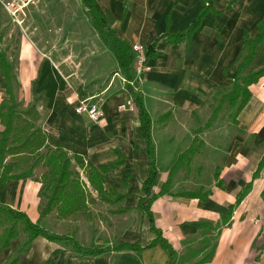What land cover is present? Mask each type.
Wrapping results in <instances>:
<instances>
[{"label":"crops","instance_id":"crops-1","mask_svg":"<svg viewBox=\"0 0 264 264\" xmlns=\"http://www.w3.org/2000/svg\"><path fill=\"white\" fill-rule=\"evenodd\" d=\"M96 1L118 36L130 44L139 42L146 47L165 30L186 29L204 4V0ZM208 2L216 12H208L203 17L191 42L159 40V52L148 58L152 69L145 73L138 91L152 117L151 132L158 165L153 192H158L170 175L171 192L154 199L151 209L156 227L177 251L173 264H178L182 258L183 264H195L206 256L211 234L216 236L212 244L214 254L203 264H255L256 248L264 250L263 242L255 244L262 237L264 203L252 202L264 188V168L218 236L217 230L198 225L208 222L215 227L221 222V215L253 179L264 153L256 150V145L264 141V135L252 137L264 127V76L250 85L252 96L239 113L237 124L217 118L210 127L205 126L209 111L205 101L217 86L231 82L244 32L251 37L257 34L258 22L264 16V0ZM6 18L7 12L0 0V35ZM105 44L108 56L115 63L114 73L101 76L107 65L96 55L91 60L92 74L81 79L80 92L73 91L77 80L75 72L71 77L66 76L60 62L51 56L45 63L38 59L37 63L35 58L27 56V65L22 66L17 75L20 84L39 96V102L35 103L39 113L36 122L48 133V144L53 147L59 144L70 154H78L96 166L124 159L105 174L104 186L108 192L112 189V201L100 198L90 186L92 198L91 202L88 200L87 210L60 216L55 208L40 221L49 230L73 236L84 246L106 250L98 255L84 254L76 251L69 240L37 236L29 250L19 257L18 264H169V255L160 244L140 251L113 249L123 242L145 246L156 233L150 228L148 216L138 207L139 198L144 195L142 181L150 171L145 140L139 135L137 112L122 106L128 99L135 98L117 59L107 42ZM98 46L101 57L105 51L102 44ZM22 49L24 58L27 55L24 45ZM32 54H36L34 49ZM2 81L0 74V102L8 97ZM81 98L99 102L104 111L101 122L75 112L74 106ZM3 128L0 119V129ZM193 144L195 150L191 151L190 159L187 157L173 170L179 157ZM41 187L42 181L36 172L28 178L9 179L0 186V202L26 212L37 221L42 203ZM185 192L196 194L189 196ZM120 195L122 198L117 200ZM148 201L149 197L144 203ZM260 210L263 213L257 226L253 217ZM15 240L0 253V264H5L11 256Z\"/></svg>","mask_w":264,"mask_h":264},{"label":"trees","instance_id":"trees-1","mask_svg":"<svg viewBox=\"0 0 264 264\" xmlns=\"http://www.w3.org/2000/svg\"><path fill=\"white\" fill-rule=\"evenodd\" d=\"M208 1L209 0H204V4L198 12L195 21L186 29L175 32L165 30L151 42L146 48L147 59L157 55L159 52L157 50V44L162 38H165L169 43H178L183 40H186L188 43L191 42L193 32L201 24L203 17L208 12H216ZM82 2L90 13L91 19L100 35L104 37L110 50L117 59L118 67L127 79L129 90L135 98L134 110L137 112L139 135L145 140L144 149L148 155L150 165L149 174L142 181V191L144 195L140 196L138 207L148 216L150 228L156 233V236L145 246H142L138 242H123L116 245L113 249L140 251L146 247H153L160 244L169 255V264H173L178 257L177 251L173 245L163 237L161 230L156 227L155 218L151 209V203L154 199L162 194L171 192L169 189L170 175L161 189L156 193L153 192V188L157 183L158 165L155 143L151 132L152 117L143 103L141 94L136 91L134 85L130 82L133 76L135 53L132 49V45L126 39L118 36L116 31L111 28L96 0H82ZM2 36L3 35H0V38H2ZM242 44V50L236 58L234 72L230 79L231 87L226 89L219 99L217 107H215L205 125L207 128L218 118L225 103H227L231 109L230 117L233 123L237 124L239 121V113L252 96L250 85L256 83L264 76V16L258 22V32L254 37H251L247 31L244 32ZM0 66L3 75L1 85L8 94V97L0 102V119L4 125V128L0 129V186L9 179L34 176L36 168L41 163L48 167L47 172L42 174L41 195L45 199V202L41 206L40 217L37 221H33L26 212L0 202V253L10 247L21 232L25 234V238L19 247L20 253L27 252L37 236H43L50 240H69L74 245L76 251L84 254L98 255L103 253L106 249L84 246L75 240L73 236L59 234L49 230L44 227L40 221L55 208L58 210L60 216H68L80 210H87L88 200L90 201L92 198L90 186L95 189L100 198L106 201H112V189L108 192L104 186L105 174L112 168L122 164L124 159H116L107 164L96 166L91 161H85V159L78 154H70L59 144L50 147V144L47 143L48 133L43 130L40 125H37L36 122L39 118L37 105L32 103L26 107L21 106L15 93V76L13 75L12 65L2 52H0ZM256 135L263 136L264 127L261 129V132L253 134L252 137ZM45 147L47 151L43 152L42 148ZM136 147L139 148V144H137ZM194 150L195 144L185 151L181 157H184L185 161L188 158L190 159V154H192L191 151ZM74 162L84 170L85 177L91 184L90 186L87 185L85 180L82 179L77 172L75 174L72 168ZM178 164L179 160L173 166V170L178 167ZM263 168L264 153L253 173V179L240 190L235 202L221 215V222L217 223L215 227L208 222H199L198 226L204 229L217 230L216 234L218 236L222 226L230 222L236 206L240 204L244 197L251 191L253 180L259 177ZM170 172H172V170ZM184 194L195 196L196 193L185 192ZM261 194L264 197V188ZM207 195L208 193L206 196ZM122 196L123 195H120V197L118 196L116 199L120 200ZM148 197L149 201L144 203ZM214 250L215 245H213L209 253L200 258L196 264H203L209 261L214 254ZM18 262L19 256H10L5 264H18ZM80 264L88 263L81 262Z\"/></svg>","mask_w":264,"mask_h":264},{"label":"rangeland","instance_id":"rangeland-1","mask_svg":"<svg viewBox=\"0 0 264 264\" xmlns=\"http://www.w3.org/2000/svg\"><path fill=\"white\" fill-rule=\"evenodd\" d=\"M4 1L6 0H2L3 4ZM27 2H21L15 12H11L5 7L7 18L3 25V36L0 40V52L4 53V56L7 57L8 61L12 65L13 75L15 76V93L22 107L39 102L38 94L33 95L31 89H28L25 85L20 84L18 79L17 74L19 73V70L22 66L25 67L27 65V56H29L30 59L35 58L37 63L38 60L40 63H45L48 56H51L54 61L57 60L60 62L59 64H61L62 72L68 77H71L72 72L74 71L75 79L77 80L73 83V91L80 92L79 89H82L83 85V80L81 79L83 76L90 77V72L92 74L93 71L91 70V67H93V64H91V60L96 55L97 59L105 61L104 65H107L104 66V70L100 75L108 76L114 73L115 63L107 54L105 44L106 40L100 35L97 27L91 20L90 14L82 4L81 0H31ZM99 43L100 45H103V50L105 51L101 54V57L99 55V50H101L98 46ZM23 45L25 46L27 52V55H25L24 58L21 57ZM32 49H34L36 54H32ZM82 59L83 61L81 62ZM0 74L2 75L1 66ZM40 74L41 72L39 71V75ZM230 87L231 82L225 86H217L216 89L211 91L209 99L205 101L209 106V111L205 119L207 117L209 119L211 113L215 107H217L222 94ZM230 111V107L227 103H225L218 115V119L234 124L232 118L230 117ZM196 141L198 142L199 139ZM256 146L258 147L256 148ZM256 146L255 148L258 153L264 152V141ZM50 147L53 146L50 145ZM42 151L46 152L47 148H42ZM183 158L184 157L180 156L178 159V165L185 161V158ZM72 168L74 169L75 174L77 172L83 179L85 172L76 162H74ZM47 170V166L42 163L39 164L35 171L37 177L42 179V174L47 172ZM41 198L42 206L45 199L42 195ZM254 200L255 201L252 203H264V197L261 193L258 194ZM261 213H263V211L257 213L253 217V221L257 226L260 225L259 219L261 218ZM261 226L263 228V232L261 233L262 237L258 238L261 240L255 241L257 246L258 243L261 242L264 244V225L262 224ZM44 227L48 226L45 225ZM24 238L25 234L21 232L19 237L16 238L14 246L11 247V256L21 257V255L24 254L19 252V247ZM215 238L216 236L211 234L209 248L206 250V254L209 253ZM203 242L205 241L203 240ZM69 243L71 242L69 241ZM263 252L264 250L259 248V246L256 248V254L254 257L256 258L255 260L257 263L255 264H261V260L264 261V257L262 256L264 255ZM183 262L184 258L180 259L178 264H183ZM187 264H193V262H189Z\"/></svg>","mask_w":264,"mask_h":264},{"label":"built area","instance_id":"built-area-1","mask_svg":"<svg viewBox=\"0 0 264 264\" xmlns=\"http://www.w3.org/2000/svg\"><path fill=\"white\" fill-rule=\"evenodd\" d=\"M27 1L31 0H6L4 1V6L7 8V10L15 12V10L17 11V7L21 4V2ZM131 45L135 56L133 62V76L130 82L134 85L136 91H139V86L143 81L145 73L147 71H150L152 69V66L149 64L148 59L146 57L147 47L139 42H134ZM124 79L127 81L126 78ZM122 106L134 109L135 100L128 99L126 103ZM74 110L78 114L87 115L90 120L95 122H101L104 117V111L99 102L91 101L88 98L79 99L74 106ZM83 179L85 180L87 185L90 186V183L85 176H83Z\"/></svg>","mask_w":264,"mask_h":264}]
</instances>
